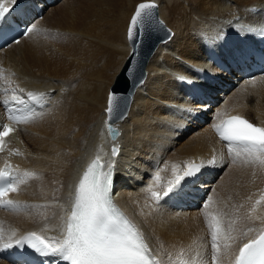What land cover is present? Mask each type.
Returning <instances> with one entry per match:
<instances>
[{
  "label": "bare ground",
  "instance_id": "bare-ground-1",
  "mask_svg": "<svg viewBox=\"0 0 264 264\" xmlns=\"http://www.w3.org/2000/svg\"><path fill=\"white\" fill-rule=\"evenodd\" d=\"M174 1L167 8L174 35L150 58L128 115L114 125L120 132L114 141L108 132V100L131 55L128 26L141 1H130L131 14L124 24L112 27L111 34L105 32L102 6L106 0L83 5L84 9L62 0L60 5H48L28 36L0 50V98L17 102L29 93L45 94L50 103L17 129L20 146L15 145L22 157L11 160L24 171V178L12 193L16 209L0 214L6 239L27 231L57 235L67 222L71 192L81 173L93 158L103 155L116 164L119 203L163 264H234L239 246L264 230V165L243 151L237 155L236 147L220 144L211 128L231 114L264 127V77L240 81L230 92L211 87L218 94L214 98L226 96V105L212 112L207 104L185 102L182 81L185 75L189 79L199 75L190 64L211 67L206 62L208 52L220 53L225 42H230L225 46L228 50L257 34L264 25V0ZM252 8L260 11L255 13ZM96 19L99 22L94 26ZM116 63L117 76L107 87V75ZM211 74L225 76L215 68ZM236 80L229 77L227 81L232 85ZM3 113L0 108V119ZM195 115L209 122H196ZM114 146L119 151L116 157ZM193 162L203 165L200 208L177 211L158 205L152 193L165 192ZM207 198L210 202L202 207ZM212 215L222 218L218 254L213 251L207 223ZM224 235L230 239L225 241Z\"/></svg>",
  "mask_w": 264,
  "mask_h": 264
},
{
  "label": "snow or ice",
  "instance_id": "snow-or-ice-1",
  "mask_svg": "<svg viewBox=\"0 0 264 264\" xmlns=\"http://www.w3.org/2000/svg\"><path fill=\"white\" fill-rule=\"evenodd\" d=\"M10 2L14 4L16 0H10ZM156 7L154 3H141L132 17L128 35L129 39L133 41L134 48L141 38L158 28L169 32L170 35V30L164 28L158 19V14L154 11ZM9 10L6 4L0 3V23L3 22ZM32 27L33 25H29L25 29V33L31 31ZM28 95L31 99L36 100L34 94L29 93ZM114 98L115 95L110 94L109 107L107 108L110 121L115 119ZM17 102L25 103L24 99ZM109 128L111 130V125ZM215 128L221 139L229 142L230 149L233 144L238 146L237 155L243 151L264 165V128L255 127L246 119L238 116L224 121L223 124L215 126ZM10 131L11 129L5 127L3 131H0V139L7 136ZM114 135H118V133H114ZM112 154L113 156L119 154L117 147H113ZM176 167L173 165L174 169ZM186 167L188 169L186 175L191 177L195 176L203 165L190 164ZM97 168H102L98 161L88 169L79 184L74 207L67 220L65 239L51 244L45 242L36 233H30L26 241H17V243L28 242L29 246L41 255H49L50 251L69 264H157L142 232L125 218L111 202L110 187L114 164H109L108 169L102 170L99 174L96 172ZM29 175L32 174L25 173V176ZM156 179L159 180L158 175ZM183 179V176L177 175L176 180L170 182V185L175 184L176 187L169 186L164 195L179 194L180 183ZM3 180L9 182L0 186V198L5 197L9 192L18 191L17 184L23 183V180H17L8 174L0 173V181ZM148 190L151 191L150 188ZM152 195L157 198L158 202L159 194L153 192ZM209 202L206 201L205 208ZM6 206L15 207L11 200L6 202ZM205 215L208 216L207 213ZM207 223L211 232L213 251L218 254L219 239L222 234V218L219 215H212ZM223 239L227 241L230 237L224 235ZM11 246L12 244L9 243L8 247ZM225 247L228 245L226 244ZM217 258V256L213 257L214 260ZM237 264H264V233L259 235L258 239L243 244L239 250Z\"/></svg>",
  "mask_w": 264,
  "mask_h": 264
},
{
  "label": "water",
  "instance_id": "water-1",
  "mask_svg": "<svg viewBox=\"0 0 264 264\" xmlns=\"http://www.w3.org/2000/svg\"><path fill=\"white\" fill-rule=\"evenodd\" d=\"M143 3L152 4L153 2ZM154 4L157 6L154 11L158 14V19L162 22L164 28L170 30L160 18L158 5L156 3ZM138 6L135 12L137 11ZM172 35L173 32H171V30L169 35V32L158 28L156 31H153L149 35L141 38L137 42V46L135 48L133 47V41L129 39L128 35V39L132 47L131 55L128 57L125 66L118 74L116 81L111 87L110 93L115 95L114 121L109 120V115L107 113L108 131L112 140H116L120 135V132L114 127V125L117 122L122 121L128 115L134 94L137 88L144 82L146 78V66L150 58L153 56L158 46L162 42L168 40ZM110 125L111 130L109 128ZM114 133H118V135H114Z\"/></svg>",
  "mask_w": 264,
  "mask_h": 264
},
{
  "label": "rangeland",
  "instance_id": "rangeland-1",
  "mask_svg": "<svg viewBox=\"0 0 264 264\" xmlns=\"http://www.w3.org/2000/svg\"><path fill=\"white\" fill-rule=\"evenodd\" d=\"M71 0V3L73 5H79V7H83V9L85 8L84 6L91 3V2H97L99 0ZM130 1H141L140 3L142 2H154L158 5V8H159V13H160V18L161 20H163V22L167 25V27L169 29H173L172 28V25H173V22L172 20L169 18V16L167 15V8H168V5L170 4H174V0H106L105 4L102 6V9L105 13V20H106V23H107V26L105 27V32L109 31L112 29V27H114L115 25L117 24H120V22H122V24L125 23V17L128 15V14H131V5H130ZM62 3V0L59 2V5ZM83 3V4H81ZM139 4V3H138ZM138 4L136 5V7L138 6ZM179 4V3H177ZM84 5V6H83ZM136 7L134 9V11L136 10ZM120 11H123V14H120ZM133 11V13H134ZM82 16H85L83 13H80ZM45 15V14H44ZM133 16V14H132ZM86 17V16H85ZM132 18V17H131ZM130 18V20H131ZM240 18V17H239ZM118 19H119V22H118ZM98 20L96 19V22H94V26H97L98 24ZM130 23V21H129ZM128 23V24H129ZM129 27V26H128ZM127 27V29H128ZM173 31V30H172ZM111 33V32H110ZM112 34V33H111ZM122 34H123V30H122ZM173 35H174V31H173ZM240 40V37H237L236 38V42H239ZM131 51V50H130ZM126 60V59H125ZM124 60V62H125ZM197 65V64H196ZM118 66H119V63H116L113 67V73L112 74H108L107 75V87L109 86V81H111V79H113L117 69H118ZM198 66V65H197ZM197 66H194L193 64H190V67L197 71L198 70H201V71H206L208 73H211V69L210 68H203L200 66L197 67ZM203 68V70H202ZM210 71V72H209ZM117 76V74L115 75V77ZM115 77L113 79L112 82H114L115 80ZM185 77H187V75H185ZM187 80V79H186ZM111 87V85H110ZM109 87V89H110ZM221 105L225 106L226 105V101L225 102H222ZM170 111H172L171 113L174 114V109L173 108H169ZM104 111V110H103ZM19 139V138H18ZM16 145L20 146V141L19 143H16ZM156 147V146H155ZM157 148V147H156ZM62 152H66L67 153V150L65 149H61ZM64 150V151H63ZM159 152H162V148L161 146H158V149ZM135 169H139V166H135ZM141 170H138L137 172L140 173ZM130 172V171H129ZM39 174V173H37ZM134 174V173H133ZM142 175V174H141ZM130 182H132V179L130 180ZM56 191L58 190V188L55 189ZM208 201H209V198H207Z\"/></svg>",
  "mask_w": 264,
  "mask_h": 264
}]
</instances>
